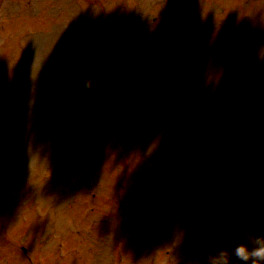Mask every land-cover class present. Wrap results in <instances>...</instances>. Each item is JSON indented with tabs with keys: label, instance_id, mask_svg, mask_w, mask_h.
<instances>
[{
	"label": "rangeland",
	"instance_id": "374dc122",
	"mask_svg": "<svg viewBox=\"0 0 264 264\" xmlns=\"http://www.w3.org/2000/svg\"><path fill=\"white\" fill-rule=\"evenodd\" d=\"M5 1L4 11L0 12V90L6 93V98L0 100V217L4 223L14 220V225L0 228L2 264H32L35 258L39 264H61L60 256L68 257L66 264H118L122 257L125 264H207L220 252L233 257L239 246L251 252L255 241L264 239V214L252 236L239 231L236 235L231 230L240 227L238 212L242 216L246 213L245 206L239 207L241 199L254 194L262 198L259 207L264 205V125L253 126L259 130L256 136L249 127L246 130L235 125L228 101L246 102L248 89L239 83L220 87L216 82L218 95L204 96L202 83L193 98V93L188 94L183 88V95H176L174 87H165L169 114L161 117L163 122L147 113L159 108L155 103L147 114H127L124 119L128 154H124L122 161L112 132L116 120L122 118L123 103L112 96L114 105L107 112L103 105L108 91L102 90L97 77L92 75L94 68L87 66V54L92 56L100 44L95 30V22L100 25L103 17L100 7L86 0ZM94 1L117 13L131 6L136 17L141 15L144 20L159 14L169 19L171 6L168 3L162 9L147 8L140 0ZM68 3L75 22H69L70 18L65 22L63 9ZM210 13L214 10L210 9ZM255 32L262 49L264 24L260 23ZM218 33V29L212 33L211 41L210 34L206 35L205 48L192 53L205 64L216 57V63L221 61L223 69H230L228 62L233 50L228 42L216 44ZM133 37L131 22L126 21L119 31L114 30V40L101 56L103 63L99 59L119 93L134 88L126 82L125 75L134 73L145 78L131 55L139 47L143 50L153 43L135 42ZM155 40L164 44L163 35H156ZM245 42L251 53L258 52L255 41ZM74 47L78 54L72 50ZM179 49L172 48L175 53L182 52L172 57L173 70L180 69L179 61L185 54L183 46ZM219 52L222 57H218ZM235 58H242L243 63L248 61L247 55L238 54ZM141 62L145 69L149 70L145 63L159 69L153 56L144 57ZM193 65H197L195 60ZM243 65L255 71L249 61ZM167 69L168 66L164 72ZM171 75L166 73L168 79L174 78ZM249 75L263 81L264 72ZM188 76L186 81L190 84L193 71ZM231 76L239 75L234 72ZM244 78L251 80L247 75ZM98 101L101 106L96 104ZM130 101L128 106L135 111L136 103ZM205 103L211 105L207 123L201 120L208 118L202 114ZM254 105H261L256 97ZM215 112L229 115L232 134L224 135L223 129L220 132L221 125L213 117ZM195 113L200 114L201 121L193 119ZM242 113L246 118L259 114L246 107ZM242 131L245 136L241 139ZM222 136L226 138L218 145L216 140ZM192 149L194 160H189ZM215 155L223 162L214 172L220 180L212 183L210 175L202 177L201 173L215 169L211 163ZM153 158L164 160L158 171L148 160ZM188 161L195 165L188 166ZM178 166L192 167L196 178L181 179L175 185L172 179ZM121 174L126 178L118 179ZM189 184L206 191H194ZM129 197L132 199L127 201ZM120 200L126 201L125 209H121ZM7 209L14 210L13 217ZM219 210L232 219L231 229L219 219ZM228 239L229 247L225 246ZM21 244L29 252L24 253ZM237 261L229 260V264H239Z\"/></svg>",
	"mask_w": 264,
	"mask_h": 264
},
{
	"label": "clouds",
	"instance_id": "9594fccd",
	"mask_svg": "<svg viewBox=\"0 0 264 264\" xmlns=\"http://www.w3.org/2000/svg\"><path fill=\"white\" fill-rule=\"evenodd\" d=\"M256 247L249 252L245 246H239L235 250V255L245 264L252 259V264L264 262V239L255 241ZM210 264H229V257L226 252H220L216 257L211 258Z\"/></svg>",
	"mask_w": 264,
	"mask_h": 264
}]
</instances>
